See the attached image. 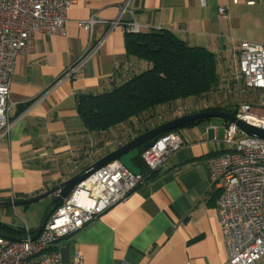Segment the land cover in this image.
<instances>
[{
	"label": "crops",
	"instance_id": "obj_1",
	"mask_svg": "<svg viewBox=\"0 0 264 264\" xmlns=\"http://www.w3.org/2000/svg\"><path fill=\"white\" fill-rule=\"evenodd\" d=\"M125 3L123 21L111 28ZM91 17L97 20L92 30L79 26ZM134 19L143 32L172 31L190 45L210 49L217 55L221 76L237 83L242 80L240 43L264 44V1L75 0L64 34L36 33L32 50L15 59L12 127L0 140V202L45 193L120 144L77 160L89 137L79 99L105 91L119 72L126 71L130 62L125 26ZM81 59L83 66L64 79L67 69ZM209 101L181 108L152 128L209 106H226ZM226 126V120L214 117L180 127L182 149L154 177L127 201L53 245L62 264H79L78 255L84 264H228L216 208L219 190L211 188L208 163L209 156L229 148ZM53 197L43 205L0 207V223L22 231L0 226V235L21 238L26 232L36 233ZM16 214H33L35 219L26 226L14 219Z\"/></svg>",
	"mask_w": 264,
	"mask_h": 264
},
{
	"label": "built area",
	"instance_id": "obj_2",
	"mask_svg": "<svg viewBox=\"0 0 264 264\" xmlns=\"http://www.w3.org/2000/svg\"><path fill=\"white\" fill-rule=\"evenodd\" d=\"M74 1L0 0V140L12 127L9 111L15 106L10 101L15 59L32 50L36 33L64 34ZM261 1L264 0H246L248 4ZM127 8L128 3H125L119 19L111 24V28L123 21L122 14ZM220 10L224 12L225 7ZM95 23V17L78 22L80 27L89 31ZM126 24V30L142 31L136 19ZM84 62L85 59H81L71 65L63 78L74 75ZM238 74L246 88L264 90V44L240 43ZM236 116L264 128V113H257L252 105L242 104ZM225 142L229 148L209 156L208 163L211 188L219 190L216 208L228 264H264V139L251 136L229 122L225 127ZM182 147L181 135L170 131L142 151L146 172L136 174L120 159L103 166L78 184L64 203L50 213L36 239L32 238L35 233H28L19 240L0 235V264H62L61 253L53 250V245L113 206L127 201ZM77 257L78 263L84 264L83 257Z\"/></svg>",
	"mask_w": 264,
	"mask_h": 264
},
{
	"label": "trees",
	"instance_id": "obj_3",
	"mask_svg": "<svg viewBox=\"0 0 264 264\" xmlns=\"http://www.w3.org/2000/svg\"><path fill=\"white\" fill-rule=\"evenodd\" d=\"M126 47L130 62L126 71L119 72L105 91L84 94L79 99V113L89 137L81 147L78 161L98 150L105 153L119 142L127 143L152 129L149 125L152 118L165 119L187 106L184 103H188V98L193 97L192 103H188L190 106L200 98L210 97L226 80L221 76L213 51L190 45L172 31L127 30ZM216 109L237 114L240 108L209 106L204 110ZM135 164L146 172L142 152ZM0 226L22 233L2 223Z\"/></svg>",
	"mask_w": 264,
	"mask_h": 264
},
{
	"label": "water",
	"instance_id": "obj_4",
	"mask_svg": "<svg viewBox=\"0 0 264 264\" xmlns=\"http://www.w3.org/2000/svg\"><path fill=\"white\" fill-rule=\"evenodd\" d=\"M214 117H218L228 122L235 123L241 130L245 131L247 134L264 139V128L243 121L238 116H236V114H233L226 110H203L197 113L186 114L143 132L127 143L107 153L77 174L49 189L45 193L26 199L0 202V207L28 205L41 201L42 199L53 195L54 197L50 209L51 213L64 203L65 199L71 194L73 189L78 184L91 177L100 168L107 165L108 163L120 159L123 164L127 166L132 172L139 174L142 172V169L135 164V160L140 156L142 151H145L152 147L161 135L170 131H174L187 123ZM48 216L49 215L45 217L37 232L32 236L33 239H36L44 229V226L48 220ZM8 238L14 240L20 239L15 237Z\"/></svg>",
	"mask_w": 264,
	"mask_h": 264
},
{
	"label": "rangeland",
	"instance_id": "obj_5",
	"mask_svg": "<svg viewBox=\"0 0 264 264\" xmlns=\"http://www.w3.org/2000/svg\"><path fill=\"white\" fill-rule=\"evenodd\" d=\"M240 83L234 82L231 79H227L223 81V83L217 88L208 98H205L206 100H210L211 103H214L215 105H229L236 107H241L242 104H249L254 107V110L262 114L264 113V90H252L246 88L243 80H240ZM204 98H200L195 102V105L199 104L200 102L205 101ZM193 97L188 98L186 102L192 103ZM209 101V102H210ZM188 103H184V105L189 106ZM185 106V107H187ZM184 107V108H185ZM161 121L159 117H155L151 119V122L149 125L154 126L158 124ZM115 143H118L116 141ZM48 197L42 199L41 201L36 202L37 204L33 205H43L44 203H47L46 200ZM45 201V202H42ZM42 204H39L41 203ZM22 211V210H19ZM14 219H16L19 223L25 224L27 226L29 220L31 218L33 219L35 215L29 214V215H19L16 214V216H13ZM35 219V218H34Z\"/></svg>",
	"mask_w": 264,
	"mask_h": 264
}]
</instances>
